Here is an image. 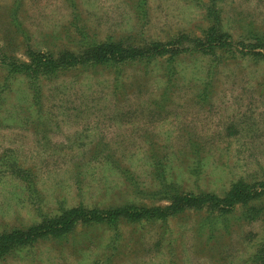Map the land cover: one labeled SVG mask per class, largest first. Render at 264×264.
<instances>
[{
  "label": "rangeland",
  "instance_id": "374dc122",
  "mask_svg": "<svg viewBox=\"0 0 264 264\" xmlns=\"http://www.w3.org/2000/svg\"><path fill=\"white\" fill-rule=\"evenodd\" d=\"M209 1L0 0V233L78 204L164 206L161 186L224 196L238 180L264 181V0H217L228 45L214 56L76 64L43 79L35 97L24 75L6 70L33 53L84 58L87 37L140 48L202 37ZM254 37L262 47H248ZM5 161L31 168L25 175L37 192ZM203 212L80 223L64 239L15 248L0 264H254L264 194L223 217Z\"/></svg>",
  "mask_w": 264,
  "mask_h": 264
},
{
  "label": "trees",
  "instance_id": "16d2710c",
  "mask_svg": "<svg viewBox=\"0 0 264 264\" xmlns=\"http://www.w3.org/2000/svg\"><path fill=\"white\" fill-rule=\"evenodd\" d=\"M217 0H210L209 5L205 7L206 16L211 19V25H208L203 30V36L193 38L189 34H179L173 37L172 40L162 43L154 42L152 47L142 48L134 47L126 42L122 41H98L94 42L92 38H86L84 46L87 51L86 57L66 52L58 57H53L51 53L41 54L33 53L30 56L29 62H12L6 67V70L10 76L20 74L24 75L29 84V88L33 92L35 97L40 90V82L43 79H50L58 76L64 71H67L72 65L79 64L81 66L87 65L93 67L98 64H115L124 63L129 60H137L147 58L146 56L152 54V56L168 54V61L175 58L179 53L183 52H201L209 55H216V53L222 52L224 45H228L222 39L226 37V32L223 31L222 24L218 18V9L215 8ZM217 12V13H216ZM216 14V15H215ZM215 15V16H214ZM187 39L189 41H199L194 43L193 47H179L178 42L181 39ZM255 38V37H254ZM258 40L257 45H248V47H262L263 41L256 37ZM260 42V43H259ZM169 45V47L161 48V46ZM186 46V45H185ZM264 49V46H263ZM152 50V51H151ZM256 54H261L260 52ZM152 58V57H151ZM172 69V68H171ZM172 74V72L170 73ZM5 170L9 174L19 177L30 189V191L37 192L34 188V182L27 177L31 175V168L20 165L18 162H6L4 163ZM117 165V164H116ZM28 174L27 176L25 174ZM165 179V178H164ZM165 186H169L174 183L172 181L165 180ZM33 184V185H32ZM166 198L168 204L164 206H137L135 204H127L119 207H107L98 208L95 206H86L84 204H78L77 206L61 208L58 212L50 216H43L39 223L33 224L26 230L13 228L11 231H3L0 233V258H4L8 253L17 247L31 245L33 242L38 241L41 238H59L64 239L66 235L71 233L76 225L82 224H107L117 225L122 221L129 222H141V221H153V222H165L169 217L176 216L184 209L194 208L203 209L208 217L211 213H217L219 216H224L230 212L236 205H249L254 198H258L264 194V181L258 184L250 185L242 180L231 183L229 189L224 196H219L213 193H183L174 188L159 189ZM171 192V193H170ZM21 230V231H20ZM254 264H264V239L260 246L256 249V252L251 257Z\"/></svg>",
  "mask_w": 264,
  "mask_h": 264
}]
</instances>
